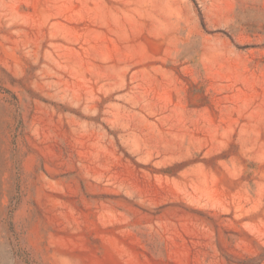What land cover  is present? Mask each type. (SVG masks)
Masks as SVG:
<instances>
[{"label":"rangeland","instance_id":"374dc122","mask_svg":"<svg viewBox=\"0 0 264 264\" xmlns=\"http://www.w3.org/2000/svg\"><path fill=\"white\" fill-rule=\"evenodd\" d=\"M0 264H264V0H0Z\"/></svg>","mask_w":264,"mask_h":264}]
</instances>
